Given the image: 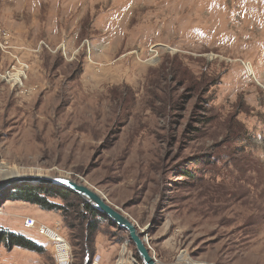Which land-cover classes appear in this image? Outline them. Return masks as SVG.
<instances>
[{
    "label": "rangeland",
    "instance_id": "obj_1",
    "mask_svg": "<svg viewBox=\"0 0 264 264\" xmlns=\"http://www.w3.org/2000/svg\"><path fill=\"white\" fill-rule=\"evenodd\" d=\"M3 175L91 185L160 264H264V0H0ZM27 217L67 264H142L106 216L90 246L1 196L0 226L42 249L0 244V264H59Z\"/></svg>",
    "mask_w": 264,
    "mask_h": 264
},
{
    "label": "trees",
    "instance_id": "obj_2",
    "mask_svg": "<svg viewBox=\"0 0 264 264\" xmlns=\"http://www.w3.org/2000/svg\"><path fill=\"white\" fill-rule=\"evenodd\" d=\"M0 196L6 200L24 201L33 205H37L40 209L45 211H59L64 222L67 224L69 223L73 227V229H75L76 233L74 239L79 242L85 241V244L90 243V246L93 243L95 233L98 230L97 222L100 219L106 218L104 214L100 213L97 209L92 207L83 197L73 192L72 190L59 185H32L23 182L4 188L0 191ZM71 197H73L77 201L75 208L76 214H74L73 211L69 214L63 213V206L49 200V198H60L63 201H66ZM69 217L72 219V223L69 222ZM0 244L3 245L6 249L19 247L34 252H40L42 249L40 245L36 244L29 238L19 233L11 232L7 228H3L1 226ZM89 256L90 253L88 252V250H85V263L89 261Z\"/></svg>",
    "mask_w": 264,
    "mask_h": 264
},
{
    "label": "water",
    "instance_id": "obj_3",
    "mask_svg": "<svg viewBox=\"0 0 264 264\" xmlns=\"http://www.w3.org/2000/svg\"><path fill=\"white\" fill-rule=\"evenodd\" d=\"M67 180L65 184L62 181ZM52 184L66 187L83 197L92 207L112 220L118 227L124 229L142 261V264H160L154 255L150 253L146 241L142 237L141 231L130 217L113 206L99 191L89 184L77 181L69 176H41V175H3L0 178V191L14 185V183Z\"/></svg>",
    "mask_w": 264,
    "mask_h": 264
},
{
    "label": "built area",
    "instance_id": "obj_4",
    "mask_svg": "<svg viewBox=\"0 0 264 264\" xmlns=\"http://www.w3.org/2000/svg\"><path fill=\"white\" fill-rule=\"evenodd\" d=\"M23 226L26 227V228H34V227H36V230L40 234H42L44 236H48V237L51 236L50 234H53L54 233L47 226H45L43 224H37L36 221L33 218H31V217L25 218V220L23 222ZM54 235L57 238V240H55V241H57V243L55 245V250L57 252V244L65 243V241L62 238H61L62 240H59L60 239L59 238L60 236H58L56 233H54ZM67 255L68 254L66 253L65 256H60V255L58 256L59 264H67L68 263V256ZM128 263L129 264H136V261H135L134 258H132L131 259V262H128ZM89 264H101L99 256L98 255L93 256L92 261ZM117 264H122V261L120 262V259L119 258L117 259Z\"/></svg>",
    "mask_w": 264,
    "mask_h": 264
},
{
    "label": "bare ground",
    "instance_id": "obj_5",
    "mask_svg": "<svg viewBox=\"0 0 264 264\" xmlns=\"http://www.w3.org/2000/svg\"><path fill=\"white\" fill-rule=\"evenodd\" d=\"M53 233V232H52ZM51 236H49L50 239H54V240H57L56 236L53 234H50ZM60 238V237H59ZM59 240H62L61 238ZM57 253H58V256H65L66 253H67V245L66 243H62V244H57ZM123 260V256L120 258V260ZM179 260L182 259L181 258H178ZM127 262H131V260H129L128 258V261ZM188 264V263H187Z\"/></svg>",
    "mask_w": 264,
    "mask_h": 264
},
{
    "label": "snow or ice",
    "instance_id": "obj_6",
    "mask_svg": "<svg viewBox=\"0 0 264 264\" xmlns=\"http://www.w3.org/2000/svg\"><path fill=\"white\" fill-rule=\"evenodd\" d=\"M62 182H63V183H65V184H67V183H68V181H67V180H63Z\"/></svg>",
    "mask_w": 264,
    "mask_h": 264
},
{
    "label": "crops",
    "instance_id": "obj_7",
    "mask_svg": "<svg viewBox=\"0 0 264 264\" xmlns=\"http://www.w3.org/2000/svg\"><path fill=\"white\" fill-rule=\"evenodd\" d=\"M99 256V255H98ZM99 258H100V256H99Z\"/></svg>",
    "mask_w": 264,
    "mask_h": 264
}]
</instances>
